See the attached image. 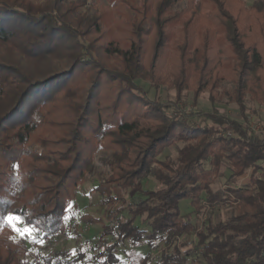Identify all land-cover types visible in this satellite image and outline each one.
<instances>
[{"label":"trees","instance_id":"1","mask_svg":"<svg viewBox=\"0 0 264 264\" xmlns=\"http://www.w3.org/2000/svg\"><path fill=\"white\" fill-rule=\"evenodd\" d=\"M48 1L0 0V264H77L67 252L28 259V238L14 239L7 216L42 240L66 233L99 149L113 152L95 188L107 205L114 188L149 177L160 187L106 220L83 217L102 227L87 264H129L126 243L158 240L166 249L141 264H264V138L216 111H181L137 83L175 89L178 99L208 91L214 102L229 80L242 115L247 97L264 108V0H108L106 13L81 12L85 0ZM178 143L176 164L159 159ZM224 162L233 179L249 172L250 180L215 190ZM224 205L233 215L199 230L194 216ZM182 238L191 245L184 252Z\"/></svg>","mask_w":264,"mask_h":264},{"label":"rangeland","instance_id":"2","mask_svg":"<svg viewBox=\"0 0 264 264\" xmlns=\"http://www.w3.org/2000/svg\"><path fill=\"white\" fill-rule=\"evenodd\" d=\"M34 1L40 6L49 3L48 0ZM140 1L141 0H139V2ZM85 2L86 4L81 7V12L83 13L87 11L90 13H95L97 11L106 13L107 6L109 5L108 0H85ZM245 3L247 6H250L252 4V0H245ZM110 23H112V20L104 23L103 27L107 28ZM109 62L114 64V61L112 60ZM51 64H54L59 68L64 67V65L58 60L52 61ZM137 83L150 97L161 102H175L177 109L189 114L198 112L211 113L216 111L221 116L236 120L240 123L248 125L249 129L253 128L255 130L260 129L262 127V123L264 122L263 106L251 97L246 98L244 115L241 114L239 105L232 101L231 94L234 91L235 84L229 80L222 82L214 102L211 101L208 91L203 92L197 99L194 98L193 92H185L182 98L178 99L175 89L168 88L167 86L158 87L148 80H138ZM190 122H193L192 119H190ZM208 123L211 122L208 121ZM197 125L204 126L205 121L200 120L197 122ZM183 145V143H178L176 146L167 149L166 152L159 157V159L161 161H168L172 164H176L178 151L183 147ZM112 156V151H105L103 149H99L97 151L93 172L88 176L85 182L78 187L77 198L70 206L65 217L67 224L66 233H60L42 240L39 237L37 229L25 226L19 219L14 222L15 227L20 230L19 232L13 230L14 239L16 241L21 238H25V229L31 230L28 235V259H32L33 257H38L40 255L67 252L71 254L70 261L77 260V264H87L90 260H92L94 253L97 252L95 248L97 246L99 236L101 235L102 227L101 225L86 223L83 220V217L90 215L92 217L104 218L106 220L108 212L118 209L119 206L123 205V201L138 202L142 192L153 191L160 187V184L155 178L149 177L140 182L134 189L123 190L114 188L112 193L116 198V201L112 206L107 205L104 195L96 191L95 188L99 185L103 178L108 176V161L112 158ZM206 166L209 167V163H206ZM223 170L224 176L217 179L213 184L215 190L225 191L230 187H242L250 180L249 172L240 178L233 179L228 162H224ZM180 210L183 215H193V207L189 200H183L181 202ZM233 213V209L229 205H224L209 208L199 214V216H194V220L200 230L210 221L212 223L227 221ZM137 224L143 229L148 230V226L142 223L141 219H138ZM11 228L13 229L12 226ZM177 244L182 252L189 250L191 247L186 238H182L177 242ZM100 248H98V250ZM126 248L128 250L127 254L129 257H125L123 254L121 256L124 262L129 264H141L143 258L148 253H150L152 258H157L161 252L166 249L165 244L159 240L153 242L151 246L147 242H143L140 246L136 247H133L130 243H126ZM187 264L206 263L201 262L200 259L190 258Z\"/></svg>","mask_w":264,"mask_h":264},{"label":"snow or ice","instance_id":"3","mask_svg":"<svg viewBox=\"0 0 264 264\" xmlns=\"http://www.w3.org/2000/svg\"><path fill=\"white\" fill-rule=\"evenodd\" d=\"M17 219H18V217L14 216V215H9V216H7V220L9 221L10 226L13 227V230H14V231L19 232L20 230H19L18 228L15 227V223H14ZM30 232H31L30 229H25V230H24V233H25V239L28 238V235L30 234Z\"/></svg>","mask_w":264,"mask_h":264},{"label":"built area","instance_id":"4","mask_svg":"<svg viewBox=\"0 0 264 264\" xmlns=\"http://www.w3.org/2000/svg\"><path fill=\"white\" fill-rule=\"evenodd\" d=\"M250 132L260 136L261 138H264V122L262 123V127L260 129H249Z\"/></svg>","mask_w":264,"mask_h":264}]
</instances>
